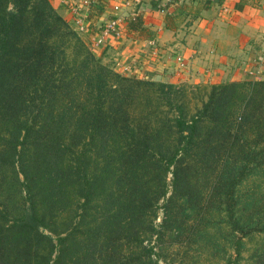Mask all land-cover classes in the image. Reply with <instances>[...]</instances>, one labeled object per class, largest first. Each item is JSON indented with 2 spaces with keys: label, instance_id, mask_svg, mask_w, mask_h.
Wrapping results in <instances>:
<instances>
[{
  "label": "trees",
  "instance_id": "16d2710c",
  "mask_svg": "<svg viewBox=\"0 0 264 264\" xmlns=\"http://www.w3.org/2000/svg\"><path fill=\"white\" fill-rule=\"evenodd\" d=\"M187 89L0 0V264H264V80Z\"/></svg>",
  "mask_w": 264,
  "mask_h": 264
},
{
  "label": "crops",
  "instance_id": "0c3cea01",
  "mask_svg": "<svg viewBox=\"0 0 264 264\" xmlns=\"http://www.w3.org/2000/svg\"><path fill=\"white\" fill-rule=\"evenodd\" d=\"M48 1L89 45L104 22L119 17L120 36L101 53L127 76L192 82L207 68L218 82L231 74L230 66L244 64L246 71L255 64L264 78V0H137L119 12L113 7L122 0ZM137 16L140 28L128 30ZM219 66L224 70L217 72Z\"/></svg>",
  "mask_w": 264,
  "mask_h": 264
},
{
  "label": "rangeland",
  "instance_id": "374dc122",
  "mask_svg": "<svg viewBox=\"0 0 264 264\" xmlns=\"http://www.w3.org/2000/svg\"><path fill=\"white\" fill-rule=\"evenodd\" d=\"M117 19L121 20L119 17H117ZM65 21L67 22V20H65ZM67 23L71 27V29L74 30L82 38V40L85 43V45L89 49H91V51L95 55L96 60L99 63H101L102 65L107 66L108 68H110L111 70H113V71H115V72H117L119 74L127 76L125 73L121 72L120 70H118L117 67L114 66V63L112 62V60H110V56L106 55V57H105L101 53V49H103L106 46V43H108V40L115 39V38L119 37L120 36V32H119L118 36L107 38V40L104 41L105 43L102 44L101 46H96L95 45V43H96V42H94V40L96 39L95 38L96 35H95L93 37V39H91V44L89 45L83 39L81 33L78 30H76L75 28H73L69 22H67ZM99 49H100V52H99V54H97L94 50L97 51ZM179 60H180V58L178 57L177 61H179ZM180 62H182V64H183V61H180ZM180 62H178V63H180ZM253 65L255 66V64H253ZM253 67H251V68L248 67L247 70L244 71L245 70L244 69V64L243 65L241 64V67H238L237 65L230 66V69L233 70L231 72V74H229L226 78H222V80H218V82H216L215 80L211 79L212 76H214V75L211 74V72L209 71L210 69H207V68H204L202 74L196 76L195 80L192 81V82H189V81H185V82H181V83H179V82L178 83H168V82H163V81L162 82L166 83V84H172V85H175V86L189 87L190 89H187V91L193 92V93L189 94V98H193L194 96H198L199 94L203 93V92H201L202 91L201 89H203L204 87H207L209 85H217V84H225V83H228V84H230V83H244V80H246V79L264 80V78H260L259 77L261 75V73H258V69L256 68V70L254 71ZM120 69H123V68H120ZM227 69H229V68L227 67ZM223 70L224 69L219 66L218 69H217V72L223 71ZM226 73L227 72H225V74ZM251 73H253V74H251ZM218 74L221 75V73H218ZM144 80H146V79H144ZM189 107L193 108V102H191ZM176 247L177 246H170L169 247L168 254L170 255V257H168V259L174 261V263L177 264L180 261V259H181L182 252H184V249H177ZM201 255H202L201 256L202 259L199 262H197V261L195 262L194 259H191V260H186L185 262H183V264H226V262L223 260V258L225 257V256H222L223 254H220V255L218 254L219 256L218 257H214V258L213 257L212 258H208L207 254L205 255L204 253H202ZM231 264H234V263H231Z\"/></svg>",
  "mask_w": 264,
  "mask_h": 264
},
{
  "label": "built area",
  "instance_id": "2783aa9c",
  "mask_svg": "<svg viewBox=\"0 0 264 264\" xmlns=\"http://www.w3.org/2000/svg\"><path fill=\"white\" fill-rule=\"evenodd\" d=\"M91 1L94 0H85V4L90 3ZM166 1H170V0H166ZM183 1H188V0H183ZM137 0H122V5L117 4L113 7L114 12H119L122 9V6L125 8H130L132 7L134 4H136ZM119 23L120 20L117 18H113L110 20H107L106 22L103 23L102 27L99 29L97 35L95 36V40L94 42L96 46H101L102 44H104L107 40V38L109 37H115L119 35L120 32V27H119ZM81 31H83V28L80 29ZM181 60H179L178 62H180ZM180 64H182V62H180ZM253 74V73H251Z\"/></svg>",
  "mask_w": 264,
  "mask_h": 264
}]
</instances>
